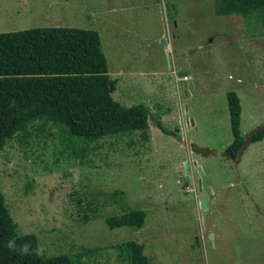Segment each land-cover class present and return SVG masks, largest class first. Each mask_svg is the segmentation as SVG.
I'll list each match as a JSON object with an SVG mask.
<instances>
[{
  "label": "rangeland",
  "instance_id": "obj_1",
  "mask_svg": "<svg viewBox=\"0 0 264 264\" xmlns=\"http://www.w3.org/2000/svg\"><path fill=\"white\" fill-rule=\"evenodd\" d=\"M35 27L97 31L112 98L145 105L150 119L147 131L80 152L54 126L6 142L0 191L18 232L43 257L76 264H129L114 248L126 241L150 264H264V139L239 160L189 149L224 153L232 142L228 91L245 142L264 125V30L217 16L214 0H0V33ZM126 208L143 210L144 226L109 230L104 219Z\"/></svg>",
  "mask_w": 264,
  "mask_h": 264
},
{
  "label": "trees",
  "instance_id": "obj_2",
  "mask_svg": "<svg viewBox=\"0 0 264 264\" xmlns=\"http://www.w3.org/2000/svg\"><path fill=\"white\" fill-rule=\"evenodd\" d=\"M217 16H240L264 30V0H214ZM117 80L111 79L97 31L69 27H35L0 33V151L6 142H25L33 131L58 128L74 151H86L104 139L122 137L148 129L150 112L145 105L122 106L112 98ZM232 142L225 153L236 157L245 139L241 135V104L236 92L225 94ZM155 126L172 135L159 120ZM264 139V125L250 136V143ZM113 204L126 205L123 192L111 194ZM91 216H84L83 222ZM146 213L126 208L104 219L109 230L144 226ZM15 237L31 241L33 234H20L0 191V264H76L68 255L21 257L4 245ZM114 248L129 264H150L142 244L126 241Z\"/></svg>",
  "mask_w": 264,
  "mask_h": 264
},
{
  "label": "clouds",
  "instance_id": "obj_3",
  "mask_svg": "<svg viewBox=\"0 0 264 264\" xmlns=\"http://www.w3.org/2000/svg\"><path fill=\"white\" fill-rule=\"evenodd\" d=\"M4 247L9 253L19 255L21 257L42 256L45 252L43 246L33 247L31 241L18 243L15 237L8 239Z\"/></svg>",
  "mask_w": 264,
  "mask_h": 264
},
{
  "label": "water",
  "instance_id": "obj_4",
  "mask_svg": "<svg viewBox=\"0 0 264 264\" xmlns=\"http://www.w3.org/2000/svg\"><path fill=\"white\" fill-rule=\"evenodd\" d=\"M250 136L248 137L247 141L244 142V144L241 147V149L238 150L236 157H232L231 155H229V154H227L225 152L224 153H219V152L208 150V149H202V148H200V147H198V146H196L194 144H190L189 145V149H190L191 152L196 153V154H200V155H203V156H208L210 154H214L215 156H226V157L232 158L234 160H239L240 157H241L242 151H244V149L247 146V143L250 141Z\"/></svg>",
  "mask_w": 264,
  "mask_h": 264
}]
</instances>
